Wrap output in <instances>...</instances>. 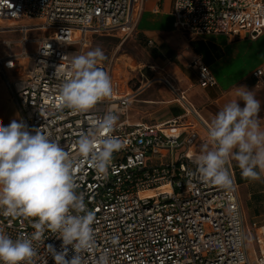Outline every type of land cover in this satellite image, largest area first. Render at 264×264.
<instances>
[{"label":"built area","instance_id":"2783aa9c","mask_svg":"<svg viewBox=\"0 0 264 264\" xmlns=\"http://www.w3.org/2000/svg\"><path fill=\"white\" fill-rule=\"evenodd\" d=\"M143 4L144 0H0V25L15 22L0 26V32L20 33L17 40L3 39L0 49V76L17 106V119L29 131L41 129L78 161L77 192L95 212L94 244L82 253L83 264H96L104 253L109 264H264V225L253 223L258 251L251 257L230 160V188L199 179L195 160L202 132L188 120L197 109L163 66H148L163 73L162 78L141 73L129 81L115 74L118 58L100 62L113 83L111 99L87 113L60 106L57 68L66 72L72 55L85 53L94 36L127 40L137 28ZM172 15L176 29L193 35L256 39L264 33V0H173ZM14 63L25 65L16 80L7 70ZM191 65L201 88L216 84L215 74L201 58L195 57ZM263 74L262 68L253 72L258 80ZM157 81L176 93L184 113L156 124L134 121L132 105ZM108 111L119 116L111 135L123 147L113 154L101 178L90 162L80 159L76 141ZM0 231L15 238L35 229L32 220L0 215ZM55 235L46 231L34 242L35 264H55L47 248L61 250L62 241ZM72 255L69 246L67 258Z\"/></svg>","mask_w":264,"mask_h":264},{"label":"clouds","instance_id":"9594fccd","mask_svg":"<svg viewBox=\"0 0 264 264\" xmlns=\"http://www.w3.org/2000/svg\"><path fill=\"white\" fill-rule=\"evenodd\" d=\"M104 59L103 50L96 47L73 54L66 72L57 68L61 108L87 113L111 99V77L99 67ZM235 96L211 119L207 140L195 160L199 179L223 189L232 186L229 160L236 162L241 177L250 182L264 176L261 101L245 87H237ZM238 101H243V107ZM118 120L116 112L108 111L76 141L80 159L90 162L101 178L106 176L113 154L123 147L111 135ZM77 162L41 129L29 131L19 119L8 125L0 122V215L32 220L35 229L31 235L15 238L0 231V264H35L34 242L46 231L62 241L60 251L47 245L55 264H83L82 253L94 244L95 212L77 192ZM69 246L73 251L70 259ZM96 264H109L108 254H102Z\"/></svg>","mask_w":264,"mask_h":264},{"label":"crops","instance_id":"0c3cea01","mask_svg":"<svg viewBox=\"0 0 264 264\" xmlns=\"http://www.w3.org/2000/svg\"><path fill=\"white\" fill-rule=\"evenodd\" d=\"M173 0H144L137 28L129 37L141 45L148 57L144 66L161 65L165 73L176 82L180 80L181 90L185 91L190 103L197 109L196 116H189L188 120L194 123L202 132L199 149L207 140V126L223 105L235 99L237 87H245L253 91L261 101L259 113L264 124V74L258 80L253 76L256 69L264 72V33L256 39L249 37H229L225 34L193 35L180 31L174 27L172 15ZM15 22H5V27ZM13 31L0 32V49H3V39L17 40L18 37L6 36ZM95 37V36H94ZM93 37V38H94ZM128 38V39H129ZM201 58L213 71L217 82L206 88L198 84L197 69L191 65L195 58ZM102 63V62H101ZM24 64L14 63L8 66L10 79L16 80L23 76ZM6 92V100H10L17 111V106L11 98V93L4 77L0 76V91ZM163 110L175 107V112L166 114L161 119L146 121L151 124L162 123L178 117L184 113L180 103L174 98L165 101ZM243 107V101H238ZM157 103V102H156ZM132 108V107H131ZM3 107L0 106L2 112ZM18 117V111L17 116ZM131 118H133L130 115ZM134 119V118H133ZM4 124V123H3ZM237 182V192L243 214L248 252L254 257L258 251L255 241L256 229L253 223L264 225V176L258 181H248L241 177L240 169L234 160H230Z\"/></svg>","mask_w":264,"mask_h":264},{"label":"rangeland","instance_id":"374dc122","mask_svg":"<svg viewBox=\"0 0 264 264\" xmlns=\"http://www.w3.org/2000/svg\"><path fill=\"white\" fill-rule=\"evenodd\" d=\"M6 36L18 37L19 33H10ZM96 47L101 48L105 54V59L102 63L108 64L112 60H116V58L119 59L117 61L118 69L115 73L117 77L125 75V78L130 81L132 78L140 77L141 73H144L148 77L157 76L162 78L164 76L163 73H160L158 70L151 71L144 66L145 62H147L146 58L148 55L145 52V49L134 39L129 38L123 42L119 35H98L93 38L85 53ZM175 78L176 86H181L179 82L180 80L176 76ZM134 83L135 82L132 81L131 84L133 85ZM5 95L6 92L1 90L0 106L3 107V110L2 112L0 111V122L9 124L11 120L16 118L17 111L11 101L6 100ZM175 96L176 93H174L165 83L157 81L153 84H149L145 87L144 91L139 94L138 98L132 105L130 115L134 118H132L134 121L147 120L150 122L154 119L159 120L168 114V112H175V107H171L168 110H163L161 108L162 105H178L176 102L170 104L165 103V101L174 98Z\"/></svg>","mask_w":264,"mask_h":264},{"label":"bare ground","instance_id":"6f19581e","mask_svg":"<svg viewBox=\"0 0 264 264\" xmlns=\"http://www.w3.org/2000/svg\"><path fill=\"white\" fill-rule=\"evenodd\" d=\"M12 23V22H11Z\"/></svg>","mask_w":264,"mask_h":264}]
</instances>
